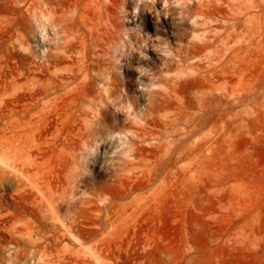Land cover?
I'll list each match as a JSON object with an SVG mask.
<instances>
[{"label": "rangeland", "instance_id": "374dc122", "mask_svg": "<svg viewBox=\"0 0 264 264\" xmlns=\"http://www.w3.org/2000/svg\"><path fill=\"white\" fill-rule=\"evenodd\" d=\"M129 1L125 7H114L115 15L108 22L129 23L132 39L141 44L129 45L131 54L124 58L123 72L114 71L117 103L129 94L131 101L149 107L152 96L146 93L159 89L152 86L150 74L168 77L165 80L180 70L177 75L186 79L177 88L183 104L163 98L154 102L149 117L160 126L147 127V159L141 169L126 174L129 178L113 171L122 162L121 143L110 136L134 130L125 117L127 101L120 112L119 108L110 111V117L70 114L74 124L97 129L96 140L106 139L115 148L94 167L79 161L92 173L87 187L75 193V201L90 198L93 191L108 202L127 204L123 218L129 214L118 226L107 228L103 219L101 226H95L88 218L100 216L93 210L103 207L95 198L80 205V224L72 235L45 216L36 202L35 184L5 165L7 152H12V165L31 170V175L35 172L29 153L38 149L17 127H29L26 122L36 117L31 95L38 88L34 78L44 43L37 32L34 0H0V264H264V0H243L241 23L237 22L239 0H195L198 24L184 14L190 0L180 4L171 0L170 12L161 6L153 24L148 21L155 15L150 2ZM203 5L218 8L212 19L203 14ZM126 33L115 34L119 56L128 40ZM52 46L57 50L55 41ZM169 53L185 58L174 65L173 74L163 67ZM192 65H199L204 73L193 75ZM221 67L226 76L215 72ZM207 69L214 74L210 78L205 77ZM145 74L150 78L144 79ZM15 79L30 84L19 97L15 90L10 95L5 92ZM44 104L38 102L39 109ZM176 118L180 122L171 123ZM196 120L198 127H191ZM60 126L55 115L50 133ZM7 135L13 139L19 135L20 150L15 144L12 150L7 148ZM91 145L96 147L95 141ZM62 159H49L47 179L56 183ZM67 209L63 203L60 211L64 214Z\"/></svg>", "mask_w": 264, "mask_h": 264}, {"label": "bare ground", "instance_id": "6f19581e", "mask_svg": "<svg viewBox=\"0 0 264 264\" xmlns=\"http://www.w3.org/2000/svg\"><path fill=\"white\" fill-rule=\"evenodd\" d=\"M139 1L150 2V5L154 9L155 15L148 17V21L152 24L155 23L157 19L159 20L158 11L161 6L164 5L163 7L166 8L167 12H170L172 8L171 0H134L137 5ZM179 2L180 0L178 3ZM238 2L239 11H237L239 12V17L237 18V22L241 23L243 0H239ZM34 4V16L36 18L35 21H37V32L40 36L39 38H41L44 43L43 45L38 39V41L43 45L40 46V49H42V53L40 52L42 54V60L36 64L38 73L34 79L38 88L35 90L33 88L34 91L31 95V100L35 103L32 111L35 113L36 117L26 122L29 127L18 126L17 128H22L24 131L23 133L31 137V145L35 148L37 147L38 149V152H35L36 154L31 151L29 153L34 159L32 160L31 165L34 167L33 170H35V172L33 173L34 175H31V170L24 171L20 167H17V165H12V162H9L10 159H12V152H7V163L5 162V165L8 168L15 170L22 176H25L30 182L32 181V183L35 184L34 187L39 192L36 202L41 207L45 216L54 221L55 224L60 223L61 226L72 235H76V230L80 224L78 222V219L82 214L80 205L87 202L92 203L95 198L101 199L103 207L98 205L97 209L95 208L96 210H93V213H98L100 216L95 219L88 218V221H91V223L99 227L101 226L100 221L103 219L107 225L109 224L112 227L114 225L118 226L116 224H120L122 221L125 222V218L129 215L128 214L125 218H123L124 214H122V211L127 209V204H121V201L117 200L108 202L107 199L102 198V196L99 197V195L93 191L89 193L91 196L90 198L75 201V193L79 189L81 190L84 187H87L89 181L88 173L90 172V169L88 170V167L84 168L79 161L82 159L84 164H87V166H89V163H93L92 167H94L93 165H98L100 163V158L103 157L104 153L115 150V148H113L114 143L107 141L106 139H102L101 141L96 140L99 133L97 129L79 127L78 124H74L72 121L73 118L70 114L75 112L78 115L91 113L94 118H98L100 116L110 117V111L113 109L115 110L120 106L123 107V104H127L125 117L134 127V130H130L127 133H118V139L114 136L116 132H113L110 135L113 140L121 143V150L118 152V158L119 160H122V162L117 164L113 171L115 173H123L127 176L126 174L133 173L137 169H141L142 164L147 159L148 148L145 146L147 142L146 138L149 133L147 127L160 126V123H156L154 125L153 121H151L149 117L153 110L152 107H156L154 102L157 99L163 98L177 100L182 106L183 103H181L182 100L180 99L181 97L177 88L183 84L186 79L184 76L177 75L180 73V70L173 72L176 74L175 77L165 80L164 78L168 77H164L162 79L161 77L157 78L155 77L156 73H154L150 74V76L152 75V78H150L148 74H145L143 78H150L152 86H159V89H152L146 93L152 96L150 106L143 107V105L139 103L141 101H131V96L128 92L125 99H121L122 101L120 100L121 102L119 101V103H117V100L118 98L120 99V97H117V80L114 75V71H122V69L125 68H123L122 63L125 62L124 58H127L128 55L131 54H128L130 48L129 45L133 44L134 40L131 36V25L129 23H124V25H122V23L119 25L114 20L110 24H108V22L110 19L109 17L115 15L113 12L114 7H118V5L125 7L130 4V1L34 0ZM195 6V0H190L188 10L184 11V14H187L188 19L192 20L194 24H198L195 21V16L197 15L193 11ZM228 6L230 8V5ZM203 8L206 9L203 14L207 17V19H212L215 12L218 11V8L214 7L212 9V6L209 5H203ZM106 18H108V20ZM126 20L129 22L131 21L128 18ZM118 31H129V33H126L128 40L125 41V46L123 47L124 49L121 53L122 57L118 55L115 47L118 43L115 39V34L116 32L118 33ZM53 37L55 40H52ZM53 41H55L57 50H55L52 46ZM138 42L140 41H137V43L134 42L135 45H141ZM169 55L171 58L167 61L164 60L165 62L163 63V67L165 71L172 73L174 65L184 63L185 58L174 53H169ZM118 63L121 67H118ZM180 66L177 67V69H179ZM192 66L194 67L195 65ZM189 67L190 66H188V68ZM191 70L193 71H191L193 75L201 76L204 73L202 72L203 68L199 65ZM205 72V77L207 78L214 75L212 71H209L208 69ZM215 72L222 76H226V74H228L224 67H221L217 71L215 70ZM171 73L169 74L171 75ZM155 78L158 79L157 83ZM6 86L5 92L8 95H10L11 91L15 90V94L19 97L20 91L26 89V86L30 87V84L28 81L21 82L20 80L15 79ZM125 86L127 85H124V88ZM125 100L127 101L126 104L124 103ZM40 101H45L44 106H41L42 109H39L40 106L38 105V102ZM58 108H61V112L57 110ZM118 112H120V108ZM55 115L61 121L62 127H56L55 131L50 133L52 127H49V124L53 121ZM68 122L70 124H68ZM179 122L180 119L176 118L171 123ZM185 122L188 123L187 119H185ZM163 124L168 126L170 123L163 122ZM191 127H198V120L193 122ZM10 128L11 127H8V129ZM15 136L16 137L14 139L9 135L6 136V146L8 149H11L12 145L15 144V149L19 148L18 150H20L19 145H17L20 141L19 135ZM49 137H52L54 141L49 142L47 139ZM90 141H95L96 147H93L92 145L89 146ZM82 145L88 146V149L82 150ZM50 151L52 153L49 154ZM52 156H57L59 158L61 156L65 157L59 165L60 171H58L54 180L56 183L46 177L49 173H51L49 159H51ZM89 157H93V159L89 160ZM33 177H38L43 182H36ZM70 193L73 195L72 197L70 196ZM123 201L128 202V200ZM63 203L68 205V209L64 214L60 211ZM103 212H105V215L102 218L101 216ZM121 219L122 221L119 222ZM103 236H105V234Z\"/></svg>", "mask_w": 264, "mask_h": 264}]
</instances>
